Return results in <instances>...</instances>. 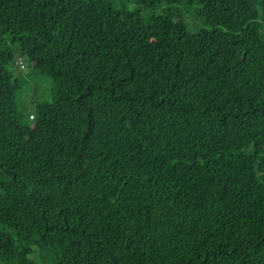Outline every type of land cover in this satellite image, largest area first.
<instances>
[{
	"label": "trees",
	"instance_id": "1",
	"mask_svg": "<svg viewBox=\"0 0 264 264\" xmlns=\"http://www.w3.org/2000/svg\"><path fill=\"white\" fill-rule=\"evenodd\" d=\"M0 264H264V0H0Z\"/></svg>",
	"mask_w": 264,
	"mask_h": 264
},
{
	"label": "rangeland",
	"instance_id": "2",
	"mask_svg": "<svg viewBox=\"0 0 264 264\" xmlns=\"http://www.w3.org/2000/svg\"><path fill=\"white\" fill-rule=\"evenodd\" d=\"M26 70H27V66H26ZM28 72L30 73L29 75L25 76V80L26 83L29 85V93L27 95V93L23 94V98L25 100H27V102H32L35 100V96L36 94L34 93V89H30V85L35 84V82L38 83L39 88H40V92H39V98L41 99H45L48 96V93L50 91V86H51V81L46 82L45 79L41 78L39 80V77L37 75H35L34 73L31 72V69L28 68ZM39 81V82H38ZM31 105H29V107L26 109L25 107H22V112L26 115L28 114V111H30L31 109Z\"/></svg>",
	"mask_w": 264,
	"mask_h": 264
}]
</instances>
